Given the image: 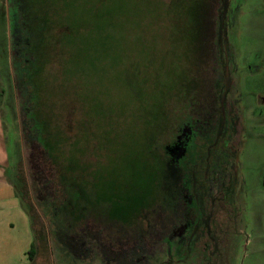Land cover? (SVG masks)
<instances>
[{
  "label": "rangeland",
  "instance_id": "rangeland-1",
  "mask_svg": "<svg viewBox=\"0 0 264 264\" xmlns=\"http://www.w3.org/2000/svg\"><path fill=\"white\" fill-rule=\"evenodd\" d=\"M168 1L77 0L88 20L63 67L53 58L45 70L46 154L19 74L22 24L0 0V181L18 200L0 199V250L11 264L27 229L30 264H264V0H214L198 119L149 155L136 89L149 62H168ZM218 136L226 151L206 163Z\"/></svg>",
  "mask_w": 264,
  "mask_h": 264
},
{
  "label": "trees",
  "instance_id": "trees-1",
  "mask_svg": "<svg viewBox=\"0 0 264 264\" xmlns=\"http://www.w3.org/2000/svg\"><path fill=\"white\" fill-rule=\"evenodd\" d=\"M12 2L15 21L22 24L19 29L25 36L24 45L27 46L26 54H22L24 59L22 72L19 71V74L23 81H27L26 85L23 84L25 90L29 91L27 102L28 106H32L31 121L35 122L33 132L37 134L38 141L47 154L51 152V143L54 145L56 142L53 138L47 139L41 128L45 122L39 109L41 91L42 86L49 81L45 79V70L53 58H59L63 67L61 61L64 62L74 49V27L88 18L77 0H59L58 10H54L49 0ZM213 2L214 0H170L163 7V15H159L167 27L162 60L168 59V62L166 64L165 60L160 63L157 69L150 67L149 62L145 76L136 89L145 121L144 147L149 155L168 144V139L175 135L177 128L184 122L194 124L198 119L196 115L203 107L202 94L205 88L203 74L206 71L203 67L207 64L205 59L211 54ZM92 17L89 19L90 25L99 21L95 15ZM127 78L128 83L133 81L131 75ZM74 112V108L67 112L69 124L74 121ZM159 157L163 163L166 162L165 153H160ZM28 254L31 258L32 251Z\"/></svg>",
  "mask_w": 264,
  "mask_h": 264
},
{
  "label": "crops",
  "instance_id": "crops-1",
  "mask_svg": "<svg viewBox=\"0 0 264 264\" xmlns=\"http://www.w3.org/2000/svg\"><path fill=\"white\" fill-rule=\"evenodd\" d=\"M4 160V155L0 154V162ZM10 190V192H9ZM0 199L2 200H10L14 201L15 204L18 203V200L15 197V193L14 190L12 188V186H10L6 181L1 180L0 181ZM10 202V201H9ZM16 206V205H14ZM17 210H19L20 214L22 215V217H26L25 213L22 212L21 207L19 205L16 206ZM26 220V218L24 219ZM29 233V235H28ZM24 244L25 247L20 249V253L19 255L15 258V263L14 264H30V262H28V255L27 252L30 249V245H31V236H30V232L24 230V234H23V238L22 241L20 242V246ZM1 254L0 255V264H11L10 262H8V257L11 256V254H13V251L9 250L8 247L1 249L0 250ZM6 254V256H5Z\"/></svg>",
  "mask_w": 264,
  "mask_h": 264
},
{
  "label": "flooded vegetation",
  "instance_id": "flooded-vegetation-1",
  "mask_svg": "<svg viewBox=\"0 0 264 264\" xmlns=\"http://www.w3.org/2000/svg\"><path fill=\"white\" fill-rule=\"evenodd\" d=\"M225 144L226 143L224 142L223 136H218L215 139V141L209 146L208 149H210V150H209V154L206 153L205 162L207 163L210 157H213V159H215V158H217V156H219V158H221L223 156L222 153H225V151H226V145ZM212 150H213V155L211 154ZM206 152H207V149H206ZM206 170L207 169L204 168V171H206ZM188 177L190 178V180L192 178V181H193V182L191 181V186L189 187V190H188L189 192H191V190L193 191V187L196 184V181H195L196 178H195V174L192 172L189 173ZM186 209H187V214H188L187 218L190 219V221L191 220L193 221V219H195V209L194 208H188V207H186Z\"/></svg>",
  "mask_w": 264,
  "mask_h": 264
}]
</instances>
